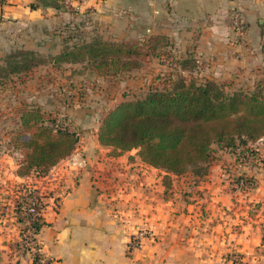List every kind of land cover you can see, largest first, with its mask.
Segmentation results:
<instances>
[{
    "label": "crops",
    "instance_id": "0c3cea01",
    "mask_svg": "<svg viewBox=\"0 0 264 264\" xmlns=\"http://www.w3.org/2000/svg\"><path fill=\"white\" fill-rule=\"evenodd\" d=\"M47 1L53 0H0L1 56L20 46L43 50L74 29L85 36L100 33L116 39H144L163 33L179 46V54L194 52L203 76L221 82L235 80L236 84L242 81L251 88L264 79V0ZM235 8L247 21L246 32L238 41L233 38L230 18ZM70 110L88 129V114L84 117L82 109ZM99 128L98 123L91 132H83L72 154L56 165L72 188L58 216L51 219L46 214L48 224L39 233L41 237L38 235L42 251L59 258L61 264H135L138 257V264H225L232 251L247 252V264H264L260 253L264 251L260 246L264 245L260 225L264 180L258 178L259 166L264 164V140L253 143L257 151L250 158L215 144L217 157L205 174L197 175L205 179L186 185L190 191L185 198L181 190V194L176 191L175 197L165 198L160 194L168 187L162 181L165 173L155 166L149 167L150 174L140 184L106 190L94 183L91 176L100 152L97 148L105 146L100 143ZM14 138L9 137L8 143H15ZM20 144V149L15 148L21 162L29 148ZM137 156L135 164H142ZM227 158L234 172L228 169ZM143 168L136 166L130 173L138 176L147 171ZM231 174L252 176L255 186L242 193L233 184L236 177L229 178ZM244 196L255 200V207L251 210L238 203L239 210L233 212L235 201ZM244 218L247 223H240ZM11 220L0 217V264H31L19 249V232ZM140 228L147 233L145 245L130 249V235Z\"/></svg>",
    "mask_w": 264,
    "mask_h": 264
},
{
    "label": "trees",
    "instance_id": "16d2710c",
    "mask_svg": "<svg viewBox=\"0 0 264 264\" xmlns=\"http://www.w3.org/2000/svg\"><path fill=\"white\" fill-rule=\"evenodd\" d=\"M47 2L58 4L56 0ZM189 53L179 54L176 43L163 33L144 39H116L100 33L85 36L74 29L65 35L64 44L56 53L17 47L0 56V79L31 73L47 62L88 60L102 70L100 75L117 76L136 66L139 56L161 55L168 59L172 69L160 71L158 82L154 79L143 96L123 99L105 111L98 137L116 154L137 149L143 161L164 170V179H170L172 174H183L189 169L205 174L214 159L215 144L235 152L241 147V154L247 150L255 154L253 143L264 136V84L227 92L224 82L201 75V64L194 52ZM41 105L40 101L22 100L13 117L17 128L32 131L12 136L29 148L19 163L17 178L7 180L15 192H21L15 198L17 214L25 193H38V179L72 154L83 134ZM46 195H39L41 203ZM5 212L1 208L0 215ZM46 224L42 215L34 223L36 233Z\"/></svg>",
    "mask_w": 264,
    "mask_h": 264
},
{
    "label": "rangeland",
    "instance_id": "374dc122",
    "mask_svg": "<svg viewBox=\"0 0 264 264\" xmlns=\"http://www.w3.org/2000/svg\"><path fill=\"white\" fill-rule=\"evenodd\" d=\"M231 28L233 36L238 37H236L235 41H238L246 32V30L237 31L233 27L232 22ZM60 39V42L58 39L51 41L49 46L44 47V49L40 51L46 54L58 52L64 44V37H60ZM176 46L177 50L180 51L179 46ZM137 60L138 62L135 64L136 66H133L131 70L121 72V75L117 76L111 75L110 73L108 76L100 75L102 70L99 71L93 62L82 60L57 64L47 62L46 64H41L33 69L31 73L0 79V198H3V195L8 194V191H12H7L8 188H11L9 187L7 180H13L16 178L15 170L21 160V156H18L17 153L19 151L15 148V146H19V149L21 148V144L19 143L20 141H15V143L12 142V144H10L8 143V139L9 137L16 135V133H32L31 130L17 128L18 125L13 122V117L17 113L19 101L20 103L22 100L40 101L42 102L41 106L43 109L48 112H52V114H58L62 122L68 123L74 128H78L81 132H91L98 123L101 125V118L105 114L107 108L123 99L143 96L148 91L151 84L154 83V79L158 82V78L156 79V76L160 71H169L173 67L172 63H170L168 59L162 58L161 55L139 56L137 57ZM224 83L226 85L225 90L227 92H232L235 89H252L250 84L245 85L242 81H240L242 86H240V83L238 82L236 84L235 80H226ZM258 83H262L263 85L264 79L256 81L255 85ZM69 108L82 109L81 111L84 113V117L85 114H88L87 120L85 121L88 129H86V126H83L82 123L75 120V118L70 115L69 111L72 110ZM97 150H100V152L97 153V162L95 160V164L92 166L93 174L91 177L92 180L95 181L94 183H98L100 187H104L106 190L108 187L111 188L112 186L113 189H119V185L125 187L134 183L140 184V181L146 179L145 176L150 174L148 172H151L152 170L149 169L151 165H148L147 163L144 164L145 162L143 161L142 164H135V162L139 161L136 158L138 155L137 149L120 153L125 154L122 158H118V155L120 154H116L112 147L104 146L102 149L97 148ZM215 151H218V149L215 148ZM216 157L217 155L215 154L214 159ZM226 161H228V169H231L234 172L232 169L233 166H230L231 162L229 158H227ZM136 166L140 167V169L144 167L143 170L147 169V171L145 173L141 172L138 176L136 174H131L130 171L134 170ZM64 167H66V165ZM51 169L45 177L39 179V183L42 186V189H46L48 186L50 187L48 190L53 189L55 196H60V203L54 200L55 196L48 198L51 201L50 204L47 205L49 212H47L48 217L54 219L60 213L64 197L67 195L68 191L66 185L69 184L67 181L64 182L66 176L61 178L58 175L60 170L55 169L54 171H51ZM259 170L261 175L258 176V178H260V180H264V164L262 167L259 166ZM159 171L160 170H154V173L162 174L161 172L159 173ZM60 174L62 175L61 172ZM197 175H199V173L189 169L183 174H172L169 177L170 179L167 178V183V179H164L165 174H162V181L164 179L166 182L165 185L168 187L166 191L162 190L160 194L165 198H172L173 196L175 197L176 191L181 194L179 192L181 190V197H187L190 190L185 188V186L193 184L194 181L205 179L204 177L202 178V176ZM75 177V175H72L73 179H75ZM231 177L234 179L236 176L231 174L229 178ZM151 178L154 179L155 177ZM147 179L150 180L148 177ZM44 182L46 183L45 186L42 185ZM72 184L73 183L70 185L72 186ZM71 188L72 187H69V190ZM108 194L109 193L107 192L106 195ZM167 195L168 197H166ZM176 196L178 195L176 194ZM238 203H245L251 210L252 207H255V200H250L249 196H244L241 199L239 198L238 201H235V204L231 208L233 212H235L236 209L239 210ZM247 220V218H244V220L240 223L246 224ZM260 225L263 233L262 244H264V218L260 221ZM143 234L144 235L141 236V245H136L134 242L136 239L135 233L130 235L128 244L130 249L144 247V238L147 236V233L145 232ZM39 235L41 237V234ZM260 246L264 247V245ZM246 253L245 251L229 252L226 255L225 264H247L244 258ZM260 253L264 256V251H260ZM236 254H239L240 257L236 256ZM128 255L133 254L128 252ZM262 258L260 257V259ZM140 260L141 258L138 257L135 264H138Z\"/></svg>",
    "mask_w": 264,
    "mask_h": 264
},
{
    "label": "built area",
    "instance_id": "2783aa9c",
    "mask_svg": "<svg viewBox=\"0 0 264 264\" xmlns=\"http://www.w3.org/2000/svg\"><path fill=\"white\" fill-rule=\"evenodd\" d=\"M230 18H231V22H232L233 27L237 31L246 30L247 21H246V18H245L244 14L241 10H239V9L233 10ZM236 37L237 36H234L233 38L236 39ZM70 127L72 129H76L73 126H70ZM262 140H264V136L260 137L254 143L262 141ZM255 145L253 144V146H255ZM255 154L251 153V151H249V150H247L245 152V154H241V147H238L237 151H236V155H242L241 156L242 158L243 157L244 158H250V157L256 156ZM146 163L147 162H145V164ZM56 165L51 167L52 169L50 168L51 171H54L55 169L59 170L58 167H56ZM148 165H150V164H148ZM49 170H48V172H49ZM48 172L45 175H43L42 177H40L39 179L45 177L48 174ZM60 172L62 173V175L60 174ZM60 172L58 173V175L61 178L62 177L64 178V176H65L64 173L61 170H60ZM53 175H54V173H53ZM16 178H17V176H16ZM39 179H38L37 184L35 185V187H38V193H36V192L30 193L29 191L25 193V195L23 196V200H24L23 206H22L21 212L19 214H17L15 212V207H16L15 198L18 197V195H20L21 192L20 191L15 192L14 185L8 184L9 187H11V188H8L7 191L12 190L11 192L8 191L10 194H12V196L6 197L5 195H3L2 196L3 198H0V211H1V208L6 209V212L3 215H0V217H5V218L8 217L9 219L10 218L12 219L11 223L18 230L19 236H20V238H19V249L27 256V258L30 259L31 264H61V261L59 258H57L55 256H51V255H49V254H47L41 250V248H40L41 246H40L39 241H38L39 232L36 233V231H35L34 223L36 222V220H38L42 215L45 217V220H46V217H47L46 214L48 212L47 205H49L51 202L48 198L55 196L53 193V189L48 190L50 187L47 186L46 189H42V186L39 183ZM8 180H12V179H8ZM64 182H66V179H64ZM233 182H234L233 183L234 186L236 188H238L242 193H249V191L255 186L254 177L249 176V175H241V176L237 175ZM45 184L46 183L44 182L42 185L45 186ZM95 184H98V183H95ZM98 186L100 187L99 184H98ZM66 187L68 188V191H69L70 186L66 185ZM112 189H113V186L111 188L108 187L107 190H112ZM68 191H67V193H68ZM105 192L107 193L108 191H105ZM45 193H47L48 195L44 196L43 201L41 203L39 195H43ZM54 200L56 202L60 203V196H58V195L55 196ZM4 205H6V207H4ZM38 205H43V207L40 208V207H38ZM263 230H264V227H263ZM143 233H145L144 228H140L135 232L136 239L134 242L136 243V245H141V236L144 235ZM139 236H140V238H139ZM236 256H239V254H236Z\"/></svg>",
    "mask_w": 264,
    "mask_h": 264
}]
</instances>
